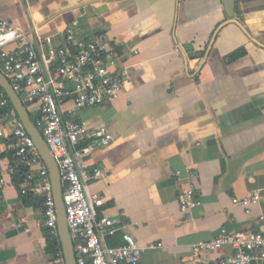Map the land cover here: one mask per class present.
<instances>
[{
  "label": "crops",
  "instance_id": "0c3cea01",
  "mask_svg": "<svg viewBox=\"0 0 264 264\" xmlns=\"http://www.w3.org/2000/svg\"><path fill=\"white\" fill-rule=\"evenodd\" d=\"M0 18L56 42L75 19L82 36L102 32L121 55L119 96L72 117L109 137L86 159L101 171L86 190L103 199L98 215L155 245L139 264L207 262L231 249L193 256V245L224 230L264 232V199L233 203L264 190V0H235L233 18L223 0H0ZM1 112L0 264H52L42 199L9 173ZM188 186L198 205L183 213ZM121 242L120 229L104 239Z\"/></svg>",
  "mask_w": 264,
  "mask_h": 264
},
{
  "label": "built area",
  "instance_id": "2783aa9c",
  "mask_svg": "<svg viewBox=\"0 0 264 264\" xmlns=\"http://www.w3.org/2000/svg\"><path fill=\"white\" fill-rule=\"evenodd\" d=\"M33 32L0 18V71L28 110L56 161L76 264H139L144 249L155 245L141 246L124 225L98 215L103 199L86 190L87 182L101 174L86 159L97 146L107 145L109 137L100 131H90L83 121L72 117L81 109L110 104L119 96L123 78L117 65L121 55L102 32L82 36L75 19L66 24L58 42L55 36L41 39ZM67 102L71 103V109L64 110L62 107ZM0 107L2 116L10 120L13 137V164L9 173L19 168L25 170L21 193L42 199L43 225L57 236V212L49 172L1 90ZM182 194L180 210L190 213L198 205L193 188H184ZM262 199L264 190L256 189L233 199V203L248 208ZM118 229L122 230V242L108 247L104 239ZM223 246L231 249L230 255L193 263L187 262L191 257H183L182 263L264 264V232L253 229L224 230L210 240L193 245L192 255L199 256ZM51 261L66 264L61 247L52 253Z\"/></svg>",
  "mask_w": 264,
  "mask_h": 264
},
{
  "label": "water",
  "instance_id": "95a60500",
  "mask_svg": "<svg viewBox=\"0 0 264 264\" xmlns=\"http://www.w3.org/2000/svg\"><path fill=\"white\" fill-rule=\"evenodd\" d=\"M223 5L226 16L228 18H233L235 0H223ZM0 89L5 93L10 104L15 110L18 118L21 120L25 130L33 139L34 144L40 154V157L49 172V177L52 184L53 196L55 200V208L57 212V232H58L61 248L63 251V255L65 258V262L66 264H76L73 244L70 239L66 224V216L62 202L60 178H59L56 161L54 160L40 132L32 122L26 107L24 106L21 99L19 98V96L14 91L11 84L4 77L1 71H0Z\"/></svg>",
  "mask_w": 264,
  "mask_h": 264
},
{
  "label": "trees",
  "instance_id": "16d2710c",
  "mask_svg": "<svg viewBox=\"0 0 264 264\" xmlns=\"http://www.w3.org/2000/svg\"><path fill=\"white\" fill-rule=\"evenodd\" d=\"M4 93V92H3ZM5 95V93H4ZM11 105V104H10ZM24 169L23 168H19L17 170V172H15L12 176L13 180L15 182H19L22 180L23 178V174H24ZM48 247L49 249L52 251V253L56 250L57 247H61L60 242L57 238V236H52L50 233L48 234Z\"/></svg>",
  "mask_w": 264,
  "mask_h": 264
}]
</instances>
